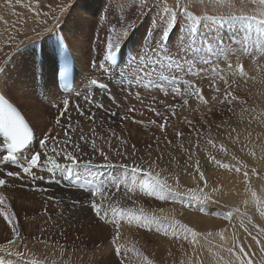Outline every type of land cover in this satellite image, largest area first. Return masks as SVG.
Here are the masks:
<instances>
[{
  "label": "rangeland",
  "instance_id": "1",
  "mask_svg": "<svg viewBox=\"0 0 264 264\" xmlns=\"http://www.w3.org/2000/svg\"><path fill=\"white\" fill-rule=\"evenodd\" d=\"M147 3L158 7L151 11L144 7L145 0H0V68L4 67L0 72V94L23 112L38 142L45 133L63 141L67 129L72 141L74 133L82 132L88 146L94 141L112 156L114 164L105 166L103 158L91 149L89 154L80 156L82 159L94 157V166L77 164L71 177L60 170L48 172L42 167L34 174L35 179L25 175L13 178L10 185V178L4 176L8 186L1 187L0 193L6 197L5 203L14 217L10 225L0 215V244L13 239V226L19 235L10 252L0 250V264H32L33 259L44 264H141L137 251L154 264H203L205 259L208 264H218V257H228L220 246H232L233 236L245 245L256 264L264 256L260 246L241 227L243 221L252 235L264 241V235L253 227V224L264 227V218L257 211L251 191L246 190L250 187L256 192L258 187L264 188V36L257 33L255 21L240 18H264V5L259 0H147ZM177 4L201 18L199 22L188 18L189 24L199 30L197 49L184 45L189 56L199 61L200 68L220 69L219 74L209 71L197 75L199 69L194 67L187 76L176 69L180 88L191 91L189 85L194 82L203 90L204 100L173 93L176 85L170 82L171 69L165 73L168 80L161 82L158 76L154 77L151 86L147 78L140 82L125 75L137 54L153 40L158 54L170 53L174 64L181 63L178 57L183 53L177 49L184 40V28H172L163 41L155 31L157 21L167 15L164 6L179 12L174 7ZM133 23L135 27L119 48L113 50L119 51L120 63L115 67L109 65L104 53L109 30L114 29L112 39L117 42ZM45 28L54 31L44 32ZM210 35L223 37L221 48L215 44L203 47ZM60 41L69 43L68 47L77 53L75 92L78 96H64L56 89L58 47H55ZM167 58L159 55V60ZM237 64H243L244 75L237 71ZM213 78L215 87L210 86ZM92 79L111 85V91L102 90L107 102L96 100L95 96L100 98V95L95 93ZM158 83L161 86L157 87ZM226 92L236 99L226 97ZM91 94L93 99L86 100ZM62 112L65 114L61 115ZM92 116L94 119H90ZM161 123L166 124L163 130L159 127ZM177 132L182 135L178 137ZM209 138L216 147L207 143ZM48 144L53 145V141L50 139ZM221 144L226 153L220 150ZM117 150L127 153L131 159L116 156ZM246 152L259 156L262 165L245 157ZM209 155L234 167L217 166L209 161ZM237 161L247 165L250 174L247 184L243 176L245 169L240 173L235 171V166H239ZM151 162L156 163L157 172L164 170L162 177L168 178L170 184H175L170 177L177 176L182 189L205 188L206 182L205 191L212 199L195 201L175 194L160 199L141 191L139 184L144 175L132 172L131 166L142 164L148 168ZM197 162L205 181H200L195 171ZM125 164L129 167H123ZM10 165V170H17L16 165ZM232 181L235 182L232 184ZM93 187L100 189L102 195L98 194L95 199L105 207L142 208L161 216V220L145 226L117 217V228L110 222L113 219L110 212L108 220L102 221L89 207L92 197L88 189ZM240 189L247 197L245 201L236 195ZM257 198L264 199V193ZM233 209H238L239 214L234 212L231 220L225 219L224 213ZM164 216L174 217L200 235L195 242L191 237L185 239L182 233L178 238L172 234L171 220L163 219ZM249 218L252 223H248ZM117 231L119 255L112 243ZM221 231L227 232L224 241L218 235ZM16 251L23 255L16 256Z\"/></svg>",
  "mask_w": 264,
  "mask_h": 264
},
{
  "label": "snow or ice",
  "instance_id": "2",
  "mask_svg": "<svg viewBox=\"0 0 264 264\" xmlns=\"http://www.w3.org/2000/svg\"><path fill=\"white\" fill-rule=\"evenodd\" d=\"M259 3L264 5V0H259ZM144 7L149 8L151 11H155L158 6L155 4L150 5L147 3V0H145ZM174 7L179 8L180 11L177 12L174 10H170L167 8L166 5L164 6V11L167 13V15H164L162 20L157 21L158 27L157 29H155V31H158L161 37V41H163V38L167 36L168 32L171 31L172 28L177 26H182L184 28V40L181 43V47L177 49L179 53H183L182 57H178L181 60V63L179 65L174 64V58L170 53L158 54L156 42L155 40H153L141 49V52L135 57L133 64L127 67L125 75H127V78L130 80L140 82H143L144 79L147 78L148 85L151 86L153 83L152 78L154 77L158 76L159 81L161 82L168 80L169 77L166 76L165 73L169 69H171L173 75L171 77L170 82L173 85H176V87L172 89L173 93H181V95H194L198 99L204 100L205 98L203 96V90L194 82L189 85L191 91H188V89L182 90L180 88L177 83L178 74L176 73V69L185 72L186 76L187 74L192 73L194 67L199 69V71L196 73L197 75H204L209 71L214 74H219L220 69L216 66L212 67L211 69L200 68L199 61L195 57L189 56L188 51L184 48V45L187 44L189 48L194 50L197 49L196 39L199 35V30L194 25L189 24L188 18H192L197 22H199L201 18L199 17V15L194 16L193 12L188 11V9L185 8L183 5L177 4ZM61 10L63 11V9ZM240 18L255 21L257 25V33L260 36H264V18L257 19V17L255 16ZM133 27H135V24H130L124 30L117 42H114L112 39V32L114 31V29L109 30L106 46L104 49V53L108 58H111L115 55V52L113 50L119 48L120 43ZM249 28H251V25H249ZM43 31L49 32L54 31V29L45 28ZM37 35L39 37V33ZM223 42L224 41L222 36L210 35L205 38V43L203 47H208L211 44H215L217 48H221ZM159 55H166L168 58L166 60H159ZM157 60H159V62L154 63V61ZM204 63L207 64L208 61H204ZM185 65L187 66L185 67ZM99 67L102 68L103 64L99 65ZM229 67L231 68L232 66L229 65ZM236 69L240 75L245 74L243 64H237ZM3 70L4 67L0 68V72H2ZM90 82L92 85H96L98 83V81L95 79H92ZM159 86L161 85L158 83L157 87ZM210 86L215 87L214 78L213 84ZM100 87L104 88L106 87V85L100 84ZM78 95L79 93H77V96ZM225 96L231 97V99L233 100L236 99V97L230 92H226ZM85 99L87 100L88 98L86 97ZM111 99L115 100V97L112 96ZM64 103L67 104L68 101H64ZM184 103L187 104V100H185ZM98 106L103 107V104H99ZM133 110L134 109H129V111ZM66 111L67 109L65 108V112ZM153 111H155V109H153ZM65 112H62L61 115H64ZM156 114L159 115V113ZM113 115H116V113H113ZM90 119H94V116L90 117ZM56 123H60L59 119H57ZM153 123H155V121H153ZM165 126V123L159 124L161 130H163ZM0 129L3 130V136L6 140V144H3V146L6 148V154H0V157H2L4 161H11L14 165H16L17 168V170L14 171L10 170L7 165L4 166L5 170L3 172H0V186L7 185V180L3 178L4 176L22 178L23 176L28 175L32 176L33 179H35L36 177L34 173L38 167L46 168L48 172L60 170L62 173H66L68 177H71L73 167L77 164L89 167L94 166V157L89 159L81 158L80 154L82 152V149L79 143L72 144L71 150L66 147L68 144L71 143V136L69 135L67 129L65 131V138L63 141H59L58 137H50L47 133H45L43 134V137L39 141L38 146L35 150L29 148V144L32 140L33 130L30 128L29 124L26 122L23 116L11 105H8L7 102H5L4 107H0ZM181 135V133L177 132L178 137H180ZM50 139L53 141V147H51V149H49L48 145V141ZM80 140L85 141L87 143L86 137H84L83 135L80 136ZM207 143L212 145L213 147H216L214 140L211 138L207 140ZM57 144H63L65 147H57ZM91 147L95 152L99 154V157L103 158V164L105 166H112L113 160L109 154H106L105 151L98 148L94 141L91 142ZM219 148L222 152H227V149L224 147V145H219ZM109 150L111 151L110 144ZM24 151H27L29 153V156L25 157L23 155ZM251 154L253 156L255 155L254 152ZM84 155H87V153H84ZM115 155L125 157L126 159H131V157L128 156L127 153L121 152L119 150L115 152ZM57 157H63L64 163L58 162ZM173 159L175 158L173 157ZM189 159H191V156L189 157ZM233 159L235 160L236 157L233 156ZM209 161L215 163L217 166L225 168L234 167L233 165L222 163L221 160L216 159L212 155H209ZM237 164H239V166H235V171L237 173H240L242 168L245 169L243 171V176L245 184H247L249 179V173L246 170L247 165L242 164L239 161H237ZM123 167L127 168L129 166L125 164L123 165ZM156 167L157 165L155 162H151L148 168H144L142 164H133L131 166L132 172L143 173L144 175V179H142L139 184V188L141 191L147 193L148 195L156 196L160 199H166L168 194H175L179 197H189L191 200L195 201H210L212 199L211 195L207 191H205V188L207 187L206 182L205 188L197 186L182 189L179 178L177 176L170 177L171 179L175 180L174 185L170 184L168 182V178L162 177V172L164 170L157 172ZM195 171L199 173L200 181H205V176L200 169L199 162H197L195 166ZM252 172L253 174H256L255 169H252ZM88 174L94 175V173L91 172H89ZM81 186L83 187V184ZM246 190L251 191L252 198L257 204V211L260 217L264 218V199L257 198L256 192L253 191L250 187ZM88 191L90 196L92 197L91 201L89 202V207L92 213L98 219L102 221H107L109 213L111 212L113 219L110 222L115 223L117 225V228H119V219H127L129 223L135 221L145 226L161 220V216L150 214L144 211L142 208L120 209L111 205L105 207L103 204L99 203L95 199L98 194L102 195L99 188L93 187L88 189ZM215 191H217V189H213V192ZM5 200L6 197L2 193H0V205H2V207H0V215H2L3 218L11 225V221L14 217V214L11 212L10 206L5 203ZM74 203H79V201H75ZM161 212H163V210H161ZM234 212L239 214L238 209L229 210L224 213V218L227 220H231ZM117 217H119V219ZM163 219L171 220V223L173 225L172 234L177 236L178 238L179 235L182 233L185 239L191 237L192 241L195 242L196 238L200 235L193 228L189 227L187 224H184L179 220H176L174 217L164 216ZM248 223H252L250 218L248 220ZM241 227L244 228L245 232H247L248 235L251 236V239L260 246V251L262 254H264V241H262L259 236L252 235V233L248 231V228L245 226L243 221H241ZM253 227L257 228L259 234L264 235V227H260L255 224H253ZM11 231L13 239L7 240L5 243L0 244V250H3L4 252H10L12 250L15 245V240L19 235L18 230L15 226L11 228ZM209 235H211V233H209ZM218 235L220 236L221 241L225 240L223 231L219 232ZM118 237L119 231H117L116 236H114L112 240V243L115 245L117 255L121 253V245L117 243ZM220 247L224 252L228 254V257L226 259L222 256L218 257V264H256V262L251 259L250 253L246 249L245 245L235 236H233L232 238V246L227 247L222 244ZM125 251L127 252L129 250L126 249ZM15 255L21 256L23 254L19 251H16ZM136 255L140 258L141 264H154V261L149 259L146 255H143V253L137 251ZM32 264H44V262L39 259H33ZM259 264H264V256L261 257Z\"/></svg>",
  "mask_w": 264,
  "mask_h": 264
},
{
  "label": "bare ground",
  "instance_id": "3",
  "mask_svg": "<svg viewBox=\"0 0 264 264\" xmlns=\"http://www.w3.org/2000/svg\"><path fill=\"white\" fill-rule=\"evenodd\" d=\"M61 43H58V45H57V42H56V47L55 48H57L58 47V51H57V57H58V55H59V53H60V50L62 49V48H68V56H70L71 57V60L73 61V71H74V76H73V85H74V87H76V76H77V74H78V61L76 62V60L78 59L77 58V53H76V51H72L68 46H70L69 45V43H68V45H66V42L65 43H63L62 41H60ZM55 52V51H54ZM55 54V55H56ZM107 58V57H106ZM108 60H109V58H108ZM120 61H121V57H120ZM120 61H119V63H120ZM56 72V71H55ZM0 89H2L1 87H0ZM2 91V90H1ZM76 88H75V90L70 94V93H67V94H63V93H61L62 95H64V96H69L70 97V95H74V94H77L76 92ZM95 93H99V95H100V98H98L97 97V95L95 96L96 97V100H100L101 102L103 101V102H107L106 100H105V96H103V91H98V90H95ZM95 95V94H94ZM98 95V96H99ZM88 99L89 100H92L93 99V95L91 96H88ZM74 100V99H73ZM69 102L66 104L67 106H69ZM102 113V112H101ZM99 117V116H98ZM101 118V117H100ZM100 118H98V120H101ZM103 120V119H102ZM96 121H97V117H96ZM100 122V121H99ZM101 123V122H100ZM35 133V132H34ZM113 133V132H112ZM74 136H73V139H72V141H71V143L70 144H68L66 147L69 149V150H71L72 149V144H76V143H79L80 144V146H81V149H82V152H81V154H84V153H87V154H89L90 152H91V149H92V147H90V146H88V144L86 143H84V142H82V141H79L78 140V138H80V136L81 135H83L84 137H86V135L85 134H83L82 132L81 133H74L73 134ZM78 137V138H77ZM2 142H0V144H1ZM38 139L36 138V136H33L32 137V141L30 142V144H29V148H31V149H33V150H35L36 149V147L38 146ZM49 145V147H53V145L51 144H48ZM90 145V144H89ZM58 147V146H57ZM105 147V146H104ZM49 149H51V148H49ZM114 151V150H113ZM250 152V151H249ZM111 153V152H110ZM23 155L25 156V157H27V156H29V153L27 152V151H24V153H23ZM91 155V154H90ZM244 155V154H243ZM85 156V155H84ZM93 156H94V154H93ZM245 157L246 156H248L247 158L250 160V161H253V162H258V164L259 165H262V160H259V156H257V155H252L251 153H249V154H247V152H246V155H244ZM96 157V156H95ZM112 157V156H111ZM57 159H58V162H62V163H64V159H63V157H57ZM245 159V158H244ZM263 159V158H262ZM247 160V159H246ZM101 161V160H100ZM126 161V160H125ZM3 163H7V161H4L3 159H2V157L0 158V172L2 171H4L5 170V168H4V166H2V164ZM96 163V162H95ZM99 162H97V164H98ZM99 165V164H98ZM112 165H114V164H112ZM9 168L12 166V165H7ZM76 167H77V165H75ZM74 166V167H75ZM210 166H211V164H210ZM41 167H38L36 170H35V173L34 174H36V173H38V171H39V169H40ZM113 168V167H112ZM215 169V168H214ZM103 170V169H102ZM124 171V170H123ZM123 171L121 172V173H123ZM219 171V170H218ZM105 172V171H104ZM107 172H109V171H107ZM115 172V171H114ZM211 174H212V172H210ZM106 174V173H105ZM114 174V173H113ZM210 174V175H211ZM107 175V174H106ZM123 175H124V173H123ZM238 175V174H237ZM250 175V174H249ZM116 176V175H115ZM26 177H27V175H26ZM106 177H108V176H106ZM228 177V176H227ZM251 177V176H250ZM10 178V180L8 179V181H10V182H8L9 183V185H10V183L12 182V179L14 178V177H9ZM104 178V177H103ZM100 179V178H99ZM107 179V178H106ZM110 179V178H109ZM189 179V178H188ZM191 179V178H190ZM96 180V179H95ZM103 180V179H102ZM232 180V179H231ZM233 180H234V177H233ZM108 182H109V180H107ZM252 181V180H251ZM103 181H101V183H102ZM106 182V181H105ZM187 182V181H186ZM233 182H235V181H232V184H233ZM237 182V181H236ZM244 182V181H243ZM191 183V182H190ZM226 183V182H225ZM238 183V182H237ZM242 183V182H241ZM106 184H109V183H106ZM228 184H229V182H228ZM243 184V183H242ZM104 185V184H103ZM225 185V184H224ZM234 185H235V183H234ZM238 186H240V184H237ZM8 186V184L6 185V186H2V189H5L6 187ZM221 186V185H220ZM227 186V185H226ZM225 186V187H226ZM243 186H245V184L243 185ZM246 186H248V185H246ZM219 187V186H218ZM224 187V186H223ZM224 187V188H225ZM234 187H236V186H233V188ZM237 188V187H236ZM236 188H234V189H236ZM233 189V190H234ZM241 189H242V187H241ZM240 189V190H241ZM106 190V189H105ZM232 190V189H231ZM258 190V191H257ZM257 190H256V194L258 195H262L263 193H264V188L263 187H258L257 188ZM219 191V190H218ZM222 191V190H221ZM230 192V191H229ZM234 192H236V191H233V193ZM236 195H238L240 198H242V199H244V201L246 200V198L247 197H245L244 196V191H239L238 190V194H236ZM237 196V197H238ZM251 196V195H250ZM249 196V197H250ZM234 197V196H233ZM248 197V198H249ZM252 198V197H251ZM238 200H240V199H238ZM87 204V203H86ZM80 208L78 207V209L77 210H79ZM81 210H83V209H81ZM76 211V210H75ZM79 212H77V214H78ZM182 214V213H181ZM201 218V217H200ZM191 221H194V220H191ZM227 230V229H226ZM224 234V236L225 237H227V232H224L223 233ZM247 243V242H246ZM204 263L203 264H208V260L207 259H205L204 261H203ZM192 264H196V263H192ZM211 264V263H210Z\"/></svg>",
  "mask_w": 264,
  "mask_h": 264
}]
</instances>
